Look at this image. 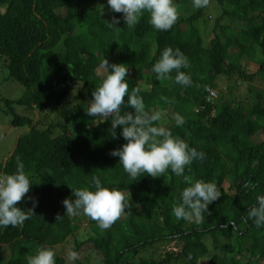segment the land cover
<instances>
[{
  "label": "trees",
  "instance_id": "1",
  "mask_svg": "<svg viewBox=\"0 0 264 264\" xmlns=\"http://www.w3.org/2000/svg\"><path fill=\"white\" fill-rule=\"evenodd\" d=\"M211 1L197 9L192 0H175L177 22L158 31L148 13L128 28L107 0H0V59L8 78L25 88L11 98L0 82V113L24 128L8 156L0 155V174L14 172L19 158L34 183L17 206L27 210L38 201L23 226L0 229V264H27L41 246L55 248L57 264H66L65 247L90 243L100 259L86 255L76 264H206L200 260L212 251L208 264H264V227L248 217L264 193V139L253 140L264 134V0H218L210 12ZM113 16L115 26L108 23ZM168 46L189 58L191 86L176 84L175 71L156 79L152 66ZM105 58L129 67V92L139 87L146 110L162 112L158 124L206 153L185 172L190 182L210 180L221 189L201 223L172 214L188 186L183 177L169 170L132 181L110 155L127 142L123 126L113 137L112 117L97 125L86 112ZM243 84L253 95L247 102L237 95ZM126 102L122 112H134ZM175 113L185 117L183 126H175ZM93 175L131 193L128 212L106 230L83 214H65L64 199H74L72 188ZM248 181L256 187L245 189Z\"/></svg>",
  "mask_w": 264,
  "mask_h": 264
},
{
  "label": "clouds",
  "instance_id": "2",
  "mask_svg": "<svg viewBox=\"0 0 264 264\" xmlns=\"http://www.w3.org/2000/svg\"><path fill=\"white\" fill-rule=\"evenodd\" d=\"M197 9L206 8L210 0H192ZM107 5L113 12L122 13L128 28H135L145 13L149 14L150 24L158 31L170 30L179 17L178 5L175 0H107ZM110 25H117L119 17L113 16ZM190 67L189 58L180 48L168 46L162 50L159 59L153 64L152 71L157 80L171 77L175 71L174 82L182 86H191V74L185 69ZM128 66L125 63H109L103 59L97 69L101 82L92 93L87 114L93 118V123L99 125L109 117L113 137L117 136V126H123L120 135L127 142L115 148L110 155L119 157L124 172L132 181L137 177L149 174L152 177L164 175L169 170L183 177L188 186L179 194L178 202L172 208V214L177 221L201 223L209 204L221 196V189L216 182L198 179L190 182L185 175L194 161H203L206 153L197 150L179 135H174L171 128L157 122L162 119V112L146 110L141 89L135 87L129 92L127 79ZM127 96V106L133 111H123ZM165 101L167 97H163ZM175 126H183L185 117L175 113L172 117ZM34 182L25 171V166L17 158L16 170L12 173L0 174V229L8 226H23L34 213L33 208L38 201L33 199V208L27 210L18 207L17 202L26 198ZM256 185L248 181L244 188L252 190ZM72 188V187H71ZM74 199L65 198V214L77 217L83 214L97 222L102 230L109 229L118 219L125 215L131 202L130 191H124L115 186H108L101 177L93 175L88 185L72 188ZM248 217L257 227H264V193L258 195L257 203L248 210ZM95 259H100L95 257ZM80 254L70 250L66 254V264H76ZM27 264H57V252L53 247L41 246L35 254L27 256Z\"/></svg>",
  "mask_w": 264,
  "mask_h": 264
},
{
  "label": "rangeland",
  "instance_id": "3",
  "mask_svg": "<svg viewBox=\"0 0 264 264\" xmlns=\"http://www.w3.org/2000/svg\"><path fill=\"white\" fill-rule=\"evenodd\" d=\"M211 11H213V9L215 8V6L217 7V5H219L218 0H212L211 1ZM207 17L210 19V24H211V16L207 15ZM200 26L202 27V25L200 24ZM212 26V25H211ZM203 28V27H202ZM210 30L206 28V37L207 39L210 38ZM8 70L4 67V64L2 63V59H0V82L2 83L3 86V91L5 93L6 96L11 97V98H16L18 96H20L25 88L24 86L19 83L16 79L9 77L8 78ZM223 86L225 87L226 84H223ZM223 92H225V89L221 90ZM240 99H242V101H248L249 96L251 95V92H249V87L247 86V84H243L241 87H239V91L237 94ZM253 96V95H251ZM244 102V103H246ZM17 111L20 113H25L27 114L32 113L35 117H39L40 113L37 110H27L22 106H18L16 105ZM11 121V116H7L6 114L0 113V155L1 157H6L8 156L9 152L12 151L17 143L18 137L21 135V133L24 132V128L21 127H15L13 125H11L10 123ZM264 139V134L263 133H259L257 134L253 140L254 142H260ZM70 251L69 247H65L62 252L64 254H67V252ZM78 253L80 254V258L87 256L91 257V260H97L94 258L95 257H99V255H97V252H95V249L93 248V245L90 243L88 245L83 246ZM215 252L212 251L209 254H206L204 256V258H202V260H200V262H205L206 264H208V260L210 258V255H213ZM244 260V259H243ZM246 261V260H245ZM77 263V261H76Z\"/></svg>",
  "mask_w": 264,
  "mask_h": 264
}]
</instances>
